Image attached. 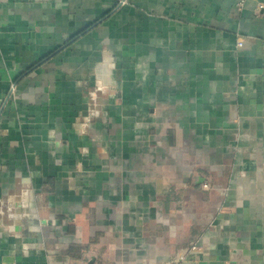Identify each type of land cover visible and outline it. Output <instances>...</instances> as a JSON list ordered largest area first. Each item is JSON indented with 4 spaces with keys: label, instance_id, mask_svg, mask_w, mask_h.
Instances as JSON below:
<instances>
[{
    "label": "crops",
    "instance_id": "1",
    "mask_svg": "<svg viewBox=\"0 0 264 264\" xmlns=\"http://www.w3.org/2000/svg\"><path fill=\"white\" fill-rule=\"evenodd\" d=\"M241 2L0 0V264H264Z\"/></svg>",
    "mask_w": 264,
    "mask_h": 264
},
{
    "label": "built area",
    "instance_id": "2",
    "mask_svg": "<svg viewBox=\"0 0 264 264\" xmlns=\"http://www.w3.org/2000/svg\"><path fill=\"white\" fill-rule=\"evenodd\" d=\"M243 2H244V0H242L241 3L243 4ZM259 7H260V8L264 7V4H263V3H260V4H259ZM238 44H239V45H243V44H244V41H243V40H240ZM12 92H13V89H12ZM205 186H208V184H205Z\"/></svg>",
    "mask_w": 264,
    "mask_h": 264
},
{
    "label": "rangeland",
    "instance_id": "3",
    "mask_svg": "<svg viewBox=\"0 0 264 264\" xmlns=\"http://www.w3.org/2000/svg\"><path fill=\"white\" fill-rule=\"evenodd\" d=\"M14 92V91H13ZM97 105H98V103H97Z\"/></svg>",
    "mask_w": 264,
    "mask_h": 264
}]
</instances>
